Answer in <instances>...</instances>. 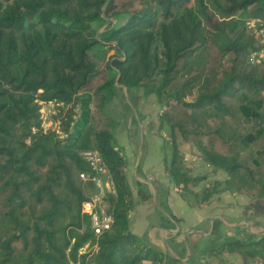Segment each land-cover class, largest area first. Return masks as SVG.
Returning a JSON list of instances; mask_svg holds the SVG:
<instances>
[{"label":"trees","instance_id":"1","mask_svg":"<svg viewBox=\"0 0 264 264\" xmlns=\"http://www.w3.org/2000/svg\"><path fill=\"white\" fill-rule=\"evenodd\" d=\"M252 17L264 19V0H0V264H164L131 230L136 200L106 112L117 83L157 96L171 137L165 171L200 206L227 190L263 198L264 60L249 57L264 42L246 25ZM206 50L214 62L191 65ZM36 100L62 103L65 136L42 131ZM179 138L227 178L200 195L207 175L185 168ZM88 149L116 187L105 200L113 224L98 238L82 213L94 188L80 177ZM88 241L98 251L80 254ZM211 254L264 264V235Z\"/></svg>","mask_w":264,"mask_h":264},{"label":"crops","instance_id":"2","mask_svg":"<svg viewBox=\"0 0 264 264\" xmlns=\"http://www.w3.org/2000/svg\"><path fill=\"white\" fill-rule=\"evenodd\" d=\"M126 133L117 131L115 137L125 156L127 178L136 200L129 214L132 232L161 252L164 264H244L238 254L216 256L211 250L228 240L264 235V197L251 199L227 190L215 194L206 206L187 200L165 171L163 137H150L137 145L123 135ZM140 133L143 138L149 134L142 129ZM208 167L215 180H221L217 177L221 172L225 176L221 181L227 178L224 171ZM139 187L151 195L148 200L139 198ZM216 222L218 233L213 232ZM246 260L259 264L255 259Z\"/></svg>","mask_w":264,"mask_h":264},{"label":"rangeland","instance_id":"3","mask_svg":"<svg viewBox=\"0 0 264 264\" xmlns=\"http://www.w3.org/2000/svg\"><path fill=\"white\" fill-rule=\"evenodd\" d=\"M106 24L107 22L102 23L100 32L106 29ZM112 53L113 51H109L106 56H109ZM209 53L212 54L215 53V51L206 50L200 52L191 60V65L203 66L207 63V59L209 61L212 60L213 63L214 59L209 57ZM117 85L120 88L119 91L106 106V112L115 120V133H117V131L127 132L123 135L128 136V138L131 141L133 140L137 145L147 142V138L161 136L163 137L164 142L165 158L167 155L169 156L171 151V137L168 126L161 125L159 115L162 110V105L157 96L153 93L146 95L143 88L129 91L126 87L121 86L118 83ZM61 114L63 113L58 115L60 116ZM141 129L149 132L144 138L140 133ZM131 131H133L134 134H130ZM178 140L180 143L179 147L184 156L185 168L189 170L192 176L207 175L205 180H203L198 187V190H200L199 194L201 195L203 186L209 182L214 183L217 178L214 177V174L210 175V168L202 160L193 143L185 142L182 138H179ZM217 177L221 180L225 178L222 172ZM183 196H185L187 200L190 199L193 202L197 201L188 191L183 192Z\"/></svg>","mask_w":264,"mask_h":264},{"label":"built area","instance_id":"4","mask_svg":"<svg viewBox=\"0 0 264 264\" xmlns=\"http://www.w3.org/2000/svg\"><path fill=\"white\" fill-rule=\"evenodd\" d=\"M246 25L264 42V19L252 17L247 20ZM249 58L252 63H260L264 60V48L254 51ZM36 101L40 106V127L42 131L44 133L55 132L60 136H65L58 115V106L62 103H58L56 100ZM81 156L87 161L90 169L81 172L80 177L94 185L93 192L82 204V213L89 217L90 228L98 238L113 224L114 215L108 210L105 200L110 194H116V187L107 164L97 149L85 150L81 152ZM98 249V242L92 244L91 241H88L79 249V253L83 254L89 251L95 253Z\"/></svg>","mask_w":264,"mask_h":264}]
</instances>
